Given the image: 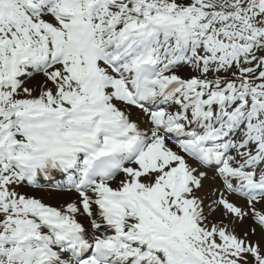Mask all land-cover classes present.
Segmentation results:
<instances>
[{"label":"snow or ice","instance_id":"6c2138e0","mask_svg":"<svg viewBox=\"0 0 264 264\" xmlns=\"http://www.w3.org/2000/svg\"><path fill=\"white\" fill-rule=\"evenodd\" d=\"M0 264H264V0H0Z\"/></svg>","mask_w":264,"mask_h":264}]
</instances>
